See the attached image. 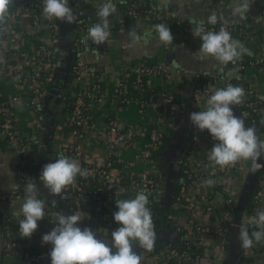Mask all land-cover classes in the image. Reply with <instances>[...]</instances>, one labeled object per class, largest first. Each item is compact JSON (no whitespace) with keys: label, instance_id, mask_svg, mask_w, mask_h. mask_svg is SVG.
Listing matches in <instances>:
<instances>
[{"label":"built area","instance_id":"2783aa9c","mask_svg":"<svg viewBox=\"0 0 264 264\" xmlns=\"http://www.w3.org/2000/svg\"><path fill=\"white\" fill-rule=\"evenodd\" d=\"M226 1L216 0L220 5ZM123 4L129 17L156 19L172 30L192 36L191 28L194 24L170 17L156 0H123ZM70 8L75 16L71 23V33L74 40L78 41L88 23L76 2L71 1ZM42 9L43 0H11L5 18L0 22V46L12 52L13 64L9 78L27 84L28 95L23 106L28 109H33L41 99L54 95V45L59 36V24L58 19L45 18ZM127 19H118V32H123ZM258 21L264 22V2ZM25 22L33 30L24 27ZM221 27H225L232 37L235 34L244 39L258 36L256 29L244 24H205L206 31L218 32ZM231 64L239 70L249 65L264 69V61L254 62L251 59ZM188 72L183 68L172 70L164 61L149 62L141 59L118 69L117 84L109 92L101 75L78 57L72 66L71 84L63 91L73 97L71 106L65 110L66 125L75 140L66 144L62 154L78 161L82 169H87L88 175H78L74 183L56 197L102 237L111 238V232L120 226L113 220V213L117 211L115 201L132 199L139 191L148 195L147 206L152 212L153 222L159 218L154 200L159 180L156 156L168 132L178 131L182 127L188 130L189 145L178 168L182 179L190 178V181H180L162 217L163 228L177 231L180 239L173 245L161 242L158 246L154 245L151 251L143 249L136 252L141 258L140 264H202V250L206 240L215 239L218 249L224 251L228 232L232 228H240L242 223L235 216L237 199L233 196L234 188L230 178L240 171L243 160L235 166H213L208 160V153L216 141L206 130L201 132L194 126L189 127L186 103L167 88L168 84L174 82L175 73L185 77ZM179 83L188 87L194 100H206L217 88L229 84L242 87L245 94L238 105L241 118L250 123L260 120L261 127H264V98L251 85L237 79L209 76L204 71L194 73L192 84L188 85L186 79H180ZM155 87H158L156 92L152 91ZM63 92L56 97H60L65 106L67 100ZM16 99L15 95L0 94V143H4L17 156L16 174L19 183L12 194L17 190L25 192L27 180L34 181L28 137L13 123L12 108ZM110 105H135L137 113L148 119L142 124L124 123L116 111L110 110ZM89 135L99 145L98 155H90L79 146V142L86 140ZM209 179L213 184L204 185L203 182ZM193 187L200 190L199 204L188 197ZM263 196L264 170L251 197L252 211L246 213V217L256 214ZM198 210L213 222L220 219L222 226L215 228L202 224L195 219ZM45 215L54 227L53 222L58 213L45 207ZM2 218L8 217L3 214ZM248 231L251 234L256 228L249 225ZM3 247L6 259L4 264L14 259L25 264H50L48 252L52 246L40 250L5 240Z\"/></svg>","mask_w":264,"mask_h":264},{"label":"crops","instance_id":"0c3cea01","mask_svg":"<svg viewBox=\"0 0 264 264\" xmlns=\"http://www.w3.org/2000/svg\"><path fill=\"white\" fill-rule=\"evenodd\" d=\"M71 1L78 4L88 25L81 39L75 41L71 33V24L58 20L59 36L54 45V61L55 74L61 76H54L52 85L54 95L41 99L33 109L23 106L28 95L27 84L24 81L9 78L13 64L11 49L0 46V94L5 96L15 95L17 97L12 108L13 123L28 137L31 148L33 178L38 189L37 198L45 199V207L48 210L53 209L58 214H74L70 207L61 204L56 195L50 194L43 187L38 177L43 165L55 162L57 156L63 155L62 152L66 144L75 140L66 125L67 114L65 115L64 103L62 101L55 103V98L58 93L63 92L71 84L72 66L78 57L101 75L109 92H112L117 84L118 69L130 66L141 59L149 62L164 61L172 70L177 68L187 69L189 72L185 77L175 73L174 82L168 84L167 88L175 97L186 103L189 127H193L189 120L190 114L203 110L206 100L204 98L194 100L188 87L179 83V80L186 79L188 85L192 84L194 73L197 71H204L209 76H218L221 79L242 81L255 88L264 98V69H259L256 65H249L244 70H239L231 62L222 65L213 57L199 58L197 51L201 41L179 30L170 29L173 42L170 45H165L159 42L157 33L153 29L154 25L163 22L156 19L129 17L123 0H112L117 11L108 17L110 35L107 40L98 45L94 44L91 39L86 40L88 29L99 23L100 18L97 16V12L105 0H68L69 7ZM156 1L172 18L191 23L193 21H205L207 25L226 23L239 26L244 24L248 28L256 29L258 32L257 37L244 39L238 34L233 36V39L238 40L250 53V55L243 54L237 61L247 59L254 62L264 61V22L258 21L264 0H250L249 11L242 20L238 16L232 15L234 0H227L224 5L218 4L216 0ZM212 14L217 16L216 24L207 23V18ZM121 17L128 18L122 33L116 29L118 19ZM23 25L33 30L26 22ZM124 41L126 42L125 45ZM74 57H76L75 60ZM61 60L63 70L56 71V65ZM231 107L234 115L241 118L238 105H232ZM110 110L116 111L124 123L142 124L148 119L147 116H140L137 113L135 105L126 107L110 105ZM245 127H250L249 123L246 122ZM187 132L188 130L185 132L179 130L168 132L165 143L156 156L159 180L154 200L158 211L162 213L161 221L171 203L174 190L182 179L178 163L189 145ZM257 136L261 141H264V132L258 131ZM79 146L90 155H98L100 152L97 141L90 135L86 140L80 141ZM263 165V156L256 161L243 160L240 171L230 178L231 185L234 188V198L238 199L242 188L253 178L255 173H258ZM16 170L17 156L8 150L4 143H0V264L6 262L3 247L5 240L40 250H47L51 246L50 244L42 245L41 243L42 235L50 232L53 228L47 215L37 222L38 228L30 238H22L19 235V220L12 215V211L23 203L26 193L23 190H17L12 194L19 183ZM199 192L198 187L190 189L188 192L189 199L199 204ZM53 201H55V207ZM260 210H264V196L256 212ZM3 214H6L8 218L3 219ZM195 216V219L202 224L212 225L215 228L222 226L220 219L213 222L209 216L203 215L200 210L196 212ZM246 216L244 212L238 220L243 222V218ZM77 226L81 229L88 227L96 231L83 222L82 219L78 221ZM162 228L163 226L159 229L155 227L156 236ZM238 234L239 228L230 229L225 239L224 251L218 249L215 239L208 238L202 250V264H264V241L254 242L253 247L244 248L238 239ZM97 238L105 240L111 245V238L102 237L98 233ZM159 244L161 242L155 241L154 245L158 246ZM141 250L143 249L133 244L135 253ZM113 251L115 250L113 249ZM9 264H22V262L14 259Z\"/></svg>","mask_w":264,"mask_h":264},{"label":"clouds","instance_id":"9594fccd","mask_svg":"<svg viewBox=\"0 0 264 264\" xmlns=\"http://www.w3.org/2000/svg\"><path fill=\"white\" fill-rule=\"evenodd\" d=\"M11 0H0V22L5 18ZM250 8V0H234L232 15L244 19ZM43 14L47 19H58L71 24L75 20L68 0H43ZM112 0H105L99 7L97 16L99 23L88 29L87 39L94 44H101L110 35L108 17L116 13ZM191 34L201 41L197 51L199 58L213 57L222 65L235 63L248 50L233 39L231 33L221 27L218 32L206 31L205 21H193ZM208 24H216L217 16L210 15ZM159 42L170 45L173 36L170 28L164 24L153 26ZM244 89L231 84L217 88L206 99L204 109L193 112L189 116L191 124L198 131H207L216 143L208 153V160L213 166L221 168L235 166L240 160L256 161L264 156V141L257 136L254 126L245 127V121L234 115L232 105H239L244 96ZM86 177L87 169H82L78 161L60 155L55 162L43 165L38 179L43 187L52 195L60 194L67 186L72 185L77 176ZM206 186L213 184L212 180L203 182ZM23 203L12 211L19 220V235L30 238L38 228V221L45 217V199L37 198L38 189L33 180L25 183ZM55 207V201L52 202ZM148 195L144 191L136 193L132 199L115 201L117 211L113 220L120 225L111 232V245L98 239L96 231L77 226L81 217L75 214L59 213L55 226L50 232L42 235L41 243L50 244L48 252L50 264H140V256L133 251V244L151 251L155 244L156 233L152 212L147 206ZM256 231L249 234L248 226ZM238 239L244 248L253 247L254 242L264 241V210L257 211L254 216L244 217L239 228ZM113 249L115 251H113Z\"/></svg>","mask_w":264,"mask_h":264},{"label":"trees","instance_id":"16d2710c","mask_svg":"<svg viewBox=\"0 0 264 264\" xmlns=\"http://www.w3.org/2000/svg\"><path fill=\"white\" fill-rule=\"evenodd\" d=\"M263 61V60H262ZM158 90V87L152 88V91L156 92ZM113 91V90H112ZM65 93L64 96L66 97L67 100V104L65 105V108H69L71 106L72 103V96L69 95V92H63ZM245 123H249L248 121L244 120ZM187 129L185 127H182L181 129H179V131L181 132H185ZM260 132H264V127H261ZM165 143V142H164ZM264 157V156H263ZM264 170V165L263 167L258 171V173H255L253 175V178H251V180H249L247 182V184L242 188L239 197L237 199V205H236V210H235V216L237 219H239V217L245 212V213H249L252 211V206H251V197L254 194V192L257 189V184H258V180L259 177L262 173V171ZM159 218H157V220L154 222V225L157 229H159L160 227H162V221H161V216L162 213L161 211L159 212ZM159 221L161 222L159 224ZM25 264V263H22Z\"/></svg>","mask_w":264,"mask_h":264},{"label":"water","instance_id":"95a60500","mask_svg":"<svg viewBox=\"0 0 264 264\" xmlns=\"http://www.w3.org/2000/svg\"><path fill=\"white\" fill-rule=\"evenodd\" d=\"M76 59V57H74V60ZM63 70V67H62V60L59 61V63L56 65V71H62ZM55 76L57 77H60L61 75L60 74H55ZM56 90V89H55ZM54 90V92H55ZM52 96V95H50ZM60 102V97H56L55 98V103H59ZM243 119V118H241ZM244 120V119H243ZM249 125L250 127L251 126H254L256 129H257V132L260 131L261 129V126H262V123L261 121H256V122H249ZM64 156V155H63ZM58 157V156H57ZM56 157V158H57ZM182 180H186V181H190V178L188 179H181ZM180 239V235L177 231L175 230H172V229H165V228H162L160 231H159V234L156 236V239L155 241L156 242H162L164 244H171L173 245L176 241H178Z\"/></svg>","mask_w":264,"mask_h":264},{"label":"rangeland","instance_id":"374dc122","mask_svg":"<svg viewBox=\"0 0 264 264\" xmlns=\"http://www.w3.org/2000/svg\"><path fill=\"white\" fill-rule=\"evenodd\" d=\"M65 115H66V111H65Z\"/></svg>","mask_w":264,"mask_h":264}]
</instances>
